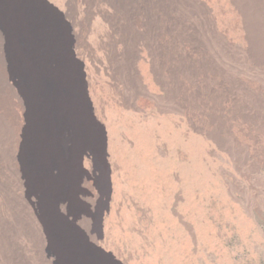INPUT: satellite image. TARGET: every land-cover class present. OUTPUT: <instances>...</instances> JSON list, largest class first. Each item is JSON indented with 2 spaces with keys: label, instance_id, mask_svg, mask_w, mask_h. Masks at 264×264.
Returning a JSON list of instances; mask_svg holds the SVG:
<instances>
[{
  "label": "bare ground",
  "instance_id": "6f19581e",
  "mask_svg": "<svg viewBox=\"0 0 264 264\" xmlns=\"http://www.w3.org/2000/svg\"><path fill=\"white\" fill-rule=\"evenodd\" d=\"M260 168L264 0H0V264H54L45 192L125 264H230L204 202L249 233Z\"/></svg>",
  "mask_w": 264,
  "mask_h": 264
},
{
  "label": "rangeland",
  "instance_id": "374dc122",
  "mask_svg": "<svg viewBox=\"0 0 264 264\" xmlns=\"http://www.w3.org/2000/svg\"><path fill=\"white\" fill-rule=\"evenodd\" d=\"M258 175L264 187V170L262 168L258 170ZM100 180L99 175H96L95 183L92 182L90 185L91 190L95 193H97ZM180 195V191L176 192V196ZM237 196L240 198L239 194ZM148 197V192L144 188V203L142 204V206L144 205V214L138 215L139 224L143 227L144 232L151 229L154 224L147 211ZM95 205L92 210L91 203L86 197H78L71 202L70 210L71 212H82L84 209H89V212L95 216L97 204L95 203ZM179 206L180 201L176 200L171 206V210L177 212ZM204 207L215 228L219 233H223L222 246L230 264H264V204L251 210L249 218L254 229L249 233L239 230L232 220L227 221L221 213L222 208L215 199L206 200ZM42 208L47 227L54 234L53 245H51V255L55 259L54 264H125L121 258L117 257L116 252L113 253L115 250L113 247L107 249L99 242L90 241L85 226L78 224L69 212H64L57 207L51 211L46 192L43 194ZM184 219L189 223L186 216Z\"/></svg>",
  "mask_w": 264,
  "mask_h": 264
}]
</instances>
